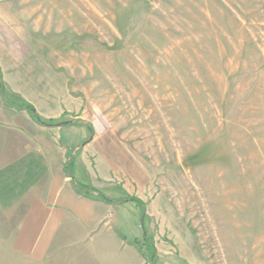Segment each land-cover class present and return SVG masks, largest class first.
<instances>
[{"label": "rangeland", "instance_id": "obj_1", "mask_svg": "<svg viewBox=\"0 0 264 264\" xmlns=\"http://www.w3.org/2000/svg\"><path fill=\"white\" fill-rule=\"evenodd\" d=\"M0 62L13 100L91 125L45 132L145 202L111 219L157 264H264V0H0ZM38 250L0 264H62Z\"/></svg>", "mask_w": 264, "mask_h": 264}, {"label": "crops", "instance_id": "obj_2", "mask_svg": "<svg viewBox=\"0 0 264 264\" xmlns=\"http://www.w3.org/2000/svg\"><path fill=\"white\" fill-rule=\"evenodd\" d=\"M5 89L8 95L18 93L9 85ZM48 128L53 129L36 123L28 110L7 104L0 94V248H39L47 259L53 253L62 264H145L134 240L128 241L111 219L125 203L79 194L64 168L71 158L76 171L78 144L76 150H61L55 143L60 138L49 137Z\"/></svg>", "mask_w": 264, "mask_h": 264}, {"label": "trees", "instance_id": "obj_3", "mask_svg": "<svg viewBox=\"0 0 264 264\" xmlns=\"http://www.w3.org/2000/svg\"><path fill=\"white\" fill-rule=\"evenodd\" d=\"M0 94L3 98V100L9 104V105H13L18 109H26L29 111L32 119L43 126H47V127H58V126H67V125H86L85 127L88 129V131L90 132L89 137L86 141H88L92 135H93V129L91 127V125L86 124L82 121L79 120H55V119H43L39 113L37 112V110L35 109V107L25 101L19 100V102H16V100H13L7 93L5 90V85L3 84L2 78H1V74H0ZM13 102V103H10ZM85 142L81 143L78 146L77 151L80 150L81 145H83ZM74 159L70 160L68 159V161L65 163L64 168L66 170V173H68L71 176L72 179V183L74 184L77 192L79 194H82L90 199L93 200H98V201H102L104 203H109V204H124L126 202H132L134 203L139 211H140V215H141V221L144 220L145 217V202L143 200H141L140 198H137L135 196H131V195H126L122 198H118V199H114V198H110L109 196H107L105 193H103L102 191H100L99 189L95 188L94 186L87 184V183H83L79 180H77L76 178L73 177L72 174V170L74 168V164H73ZM143 241H144V245L147 246L146 251H144V246L142 244H139L137 241H132V243L137 247V249L139 250V252L141 253V255L143 256L144 259L148 260L149 264H157L155 262V258H156V248L154 246V243L152 241L151 238L148 237H143Z\"/></svg>", "mask_w": 264, "mask_h": 264}]
</instances>
